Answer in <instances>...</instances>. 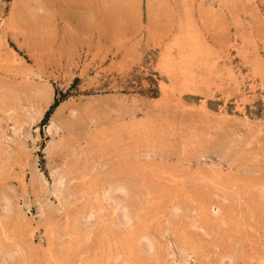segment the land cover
Returning a JSON list of instances; mask_svg holds the SVG:
<instances>
[{
    "label": "rangeland",
    "instance_id": "rangeland-1",
    "mask_svg": "<svg viewBox=\"0 0 264 264\" xmlns=\"http://www.w3.org/2000/svg\"><path fill=\"white\" fill-rule=\"evenodd\" d=\"M0 264H264V0H0Z\"/></svg>",
    "mask_w": 264,
    "mask_h": 264
},
{
    "label": "bare ground",
    "instance_id": "bare-ground-1",
    "mask_svg": "<svg viewBox=\"0 0 264 264\" xmlns=\"http://www.w3.org/2000/svg\"><path fill=\"white\" fill-rule=\"evenodd\" d=\"M191 44H192V43H191ZM193 45H194V44H193ZM197 46H198V45H197ZM197 46H196V47H197ZM194 47H195V45H194ZM194 50H197V49H194ZM198 50H199V48H198ZM198 50H197V51H198ZM197 51H196V52H197ZM193 52H195V51H193ZM192 54H195V53H192ZM197 54H198V52H197ZM2 104H4V103H2ZM53 178H54V177H53ZM52 180H53V179H52ZM61 184H62V178H61V179H58L57 181L54 180V184H53V187H54L53 192H54V193L57 194V192H58V193L60 192V191H59V188H60L59 186H60ZM117 184H119V183H117ZM110 186H111V185H110ZM119 186H120V184H119ZM50 187H51V186H50ZM111 187H112V186H111ZM115 187H116V186H115ZM116 188H117V187H116ZM121 188H122V187H121ZM121 188L119 187V188H117V190L114 188L115 191H114V189L112 188L113 191H114V192H112V195H111V193H110V195L107 194V191H105L106 196H108L107 198H108L109 200L112 199V198H114L113 196H114L115 194H118ZM118 189H119V190H118ZM108 190H109V189H108ZM122 190H123V189H122ZM122 190H121V192H123ZM53 192H52V193H53ZM109 192H110V191H109ZM117 192H118V193H117ZM52 193H50V194H52ZM119 194H120V193H119ZM53 195H54V194H53ZM54 196H55V195H54ZM54 198H55V197H54ZM56 198H57V197H56ZM56 198H55V199H56ZM115 198H116V197H115ZM115 198H114V199H115ZM110 201H111V200H110ZM115 202H116V201H115ZM116 203H117V202H116ZM119 207H120V206H119ZM121 208H122V207H121ZM123 208H124V207H123ZM127 208H128V207H127ZM116 210H117V209H116ZM126 210H127V209H126ZM126 210H125V209H122V210H119V211H118V212H120V216H119V218H121V221H122V222L130 221V220H129L130 217H129V215H127ZM1 212H2L3 214L8 213V207H7V206H4ZM117 214H118V213H117ZM59 231H60V230H59ZM62 232H63V231H62ZM66 233H67V232H66ZM140 240H141V238H140ZM142 240H143V239H142ZM146 241H147V240H146ZM144 242H145V241H144ZM145 243H146V244H145L146 246H145V245H144V246H145L146 249H147V247H149V246L151 245V244H150L151 242L149 243V241H148V242H145ZM151 246H152V245H151ZM149 248H151V247H149ZM20 251H21V250H16V251H14V252H11L10 254L4 255V256H5L4 259H5L6 261H12L16 256H18V255L20 254ZM5 260H4V261H5ZM9 263H10V262H9Z\"/></svg>",
    "mask_w": 264,
    "mask_h": 264
},
{
    "label": "trees",
    "instance_id": "trees-1",
    "mask_svg": "<svg viewBox=\"0 0 264 264\" xmlns=\"http://www.w3.org/2000/svg\"><path fill=\"white\" fill-rule=\"evenodd\" d=\"M59 104L58 100H55L54 103L50 106L49 110L47 111L46 115H48L52 109H54L55 107H57Z\"/></svg>",
    "mask_w": 264,
    "mask_h": 264
}]
</instances>
